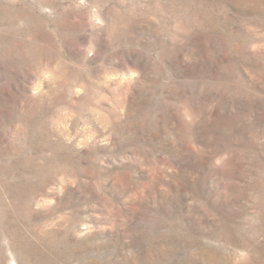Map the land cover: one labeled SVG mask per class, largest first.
Returning a JSON list of instances; mask_svg holds the SVG:
<instances>
[{
	"label": "rangeland",
	"instance_id": "obj_1",
	"mask_svg": "<svg viewBox=\"0 0 264 264\" xmlns=\"http://www.w3.org/2000/svg\"><path fill=\"white\" fill-rule=\"evenodd\" d=\"M0 264H264V0H0Z\"/></svg>",
	"mask_w": 264,
	"mask_h": 264
}]
</instances>
